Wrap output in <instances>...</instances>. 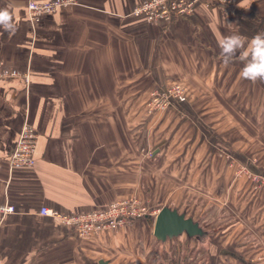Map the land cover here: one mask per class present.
<instances>
[{"label": "crops", "instance_id": "0c3cea01", "mask_svg": "<svg viewBox=\"0 0 264 264\" xmlns=\"http://www.w3.org/2000/svg\"><path fill=\"white\" fill-rule=\"evenodd\" d=\"M48 1L0 0L19 25L0 29V208L14 207L0 212V264H161L153 253L175 244L156 240L153 218L81 239L41 214L127 198L154 206L151 197L196 222L182 207L192 199L234 219L173 264H264V83L242 79L239 59L225 66L218 46L264 30V0H203L170 24L132 16L144 0H76L31 20L29 2ZM175 83L187 100L161 116L150 158L146 103ZM26 121L39 135L36 162L12 169Z\"/></svg>", "mask_w": 264, "mask_h": 264}, {"label": "built area", "instance_id": "2783aa9c", "mask_svg": "<svg viewBox=\"0 0 264 264\" xmlns=\"http://www.w3.org/2000/svg\"><path fill=\"white\" fill-rule=\"evenodd\" d=\"M203 0H144L137 6L132 16H143L154 24H170L193 15L197 5ZM77 4L76 0H52L44 3L29 2L28 16L39 21L45 15ZM187 100V88L182 84H172L153 91L146 103L149 114L158 115L167 111L173 104H183ZM38 132L27 121L20 132L19 139L10 159V167L31 168L35 165ZM257 181L263 183L264 180ZM4 215L14 212V207L4 205L0 208ZM158 211H150L139 199L127 198L109 204L98 211L81 214H64L49 208H42L43 216L58 220L62 225L72 229L79 238L89 239L103 232L116 231L140 219H155Z\"/></svg>", "mask_w": 264, "mask_h": 264}, {"label": "rangeland", "instance_id": "374dc122", "mask_svg": "<svg viewBox=\"0 0 264 264\" xmlns=\"http://www.w3.org/2000/svg\"><path fill=\"white\" fill-rule=\"evenodd\" d=\"M175 104H173V106ZM172 107H170L167 111L163 112L162 114H158V115L149 114L146 110L145 119L141 121L142 124H144L143 130L141 132L144 134V136L148 140L144 142H140V146H142V149L145 150L146 155H148V157L150 158L152 157L153 149L156 146V132H157L156 126L161 116L164 115L166 112H168ZM138 131H139V128H138ZM220 157H223V155H220ZM187 175H189V173H187ZM184 176L186 175L182 173L181 174L182 185L186 183V181L184 180ZM188 193L189 192L187 190H184L182 192L181 200L183 203L188 198L187 196ZM151 198L156 203L154 206H152L151 204H144V203L143 204L146 205V207L149 208L150 211H158V208L162 206L161 202L164 200L158 203L159 201L155 197H151ZM192 201L196 202L197 204H188L189 202H187L186 205L182 207L184 210H186V212L190 211L188 213H191V211H194L196 209V211L193 212L194 213L193 215L199 219V223L203 227L204 230L215 231L218 228L225 227L227 224L230 225L234 221L232 217L226 216V214H224V211H222L221 209H217V210L210 209V208L207 209L208 207L205 206L203 201H200L198 199H192ZM213 218H217V220L214 221ZM180 240H185V241H180ZM171 242L175 244L171 252L166 253L162 248H160L159 249L160 252L158 250L153 253L152 258H150V262L157 261V262H160L161 264H173L176 261L183 262L187 260L188 258V247L187 246L188 244H190V242L198 246V252L206 248L205 246L207 243H208L207 246L209 245L208 235L202 238L201 240L197 238H188L187 235H182L179 238L172 239ZM165 243H167V241ZM165 243H162V244H165Z\"/></svg>", "mask_w": 264, "mask_h": 264}, {"label": "clouds", "instance_id": "9594fccd", "mask_svg": "<svg viewBox=\"0 0 264 264\" xmlns=\"http://www.w3.org/2000/svg\"><path fill=\"white\" fill-rule=\"evenodd\" d=\"M231 30V24H228ZM19 28L15 14L10 7L0 8V29L9 35H14ZM220 57L225 66L236 59L243 62L240 71L242 79L252 83H264V30L257 32L251 38L237 32L222 36L218 40Z\"/></svg>", "mask_w": 264, "mask_h": 264}, {"label": "water", "instance_id": "95a60500", "mask_svg": "<svg viewBox=\"0 0 264 264\" xmlns=\"http://www.w3.org/2000/svg\"><path fill=\"white\" fill-rule=\"evenodd\" d=\"M186 234L189 238L201 240L207 236L199 222L186 217L176 209L162 208L154 220V236L157 241L165 243ZM100 264H107L102 261Z\"/></svg>", "mask_w": 264, "mask_h": 264}]
</instances>
